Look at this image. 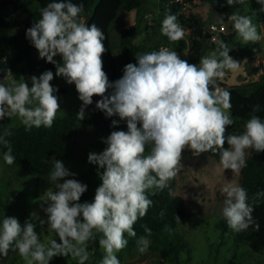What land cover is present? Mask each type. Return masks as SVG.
<instances>
[{
    "label": "clouds",
    "instance_id": "9594fccd",
    "mask_svg": "<svg viewBox=\"0 0 264 264\" xmlns=\"http://www.w3.org/2000/svg\"><path fill=\"white\" fill-rule=\"evenodd\" d=\"M256 2L264 11V0ZM226 3L232 6L243 0ZM82 11V4L54 0L40 10V19L26 30V38L39 58L55 64L56 76L75 85L83 102L76 113L80 121L86 118L85 109L92 105L93 96H100L96 108L106 117L118 116L126 121L127 131H112L102 140L106 145L102 152L88 154V163L98 166L102 181L92 202H79L87 185L74 178L65 179L76 174L63 161H54L49 179L55 182V190H48L42 201L47 220H40V224L55 232L59 242H41L30 219L21 225L16 217H4L0 223L3 258L10 251H18L26 264H49L54 257L69 255L78 264H85L90 258L89 242L102 234L98 240L104 251L101 264H120L117 253L128 244L125 234L136 237L134 224L152 205L148 191L169 186L182 167L184 149H190L194 156L218 152L223 169L237 174L247 166V149L264 151V121L259 116L253 115L245 123L242 134L225 135L234 123L229 111L230 92L221 90L216 82L225 76L226 70L240 66L229 55L226 43L221 42L219 49L201 57L199 65L188 63L168 48L144 53L136 56V64L125 65L121 78L110 82L103 70L105 35L97 25L81 21ZM229 19L244 44L262 39L251 17L233 14ZM161 33L171 41H179L185 35L184 27L171 13L165 14ZM57 56L60 62L54 59ZM7 79L8 76L0 79V120L17 117L26 129L51 128L60 111L55 95L58 88L50 83L53 72L33 75L31 87L24 79L6 83ZM117 123L112 121L114 127ZM10 135L6 131L0 136V144L7 148L3 160L8 165L15 162L10 142L5 139ZM221 191L225 196L221 214L228 226L241 232L254 225L258 231L253 205L264 197V191L255 193L252 203L246 189L238 184L228 182ZM144 231L147 235L137 240L140 253L146 252L151 243L147 238L151 229L145 227ZM165 231L170 233L171 229L165 226Z\"/></svg>",
    "mask_w": 264,
    "mask_h": 264
},
{
    "label": "rangeland",
    "instance_id": "374dc122",
    "mask_svg": "<svg viewBox=\"0 0 264 264\" xmlns=\"http://www.w3.org/2000/svg\"><path fill=\"white\" fill-rule=\"evenodd\" d=\"M94 5L90 10H83L80 19L86 25L91 18ZM187 3L190 14L185 15L182 10L175 14L178 22L184 27L185 35L179 41H171L161 33L162 21L166 13H171L167 7L177 0H142L143 4L139 11L128 12L122 9L117 21L110 28L112 49L114 53V64L121 68V39L123 34L130 30L132 42L135 45H143L145 51L142 55L151 51H158L161 48H168L176 51L181 59L187 60L190 64L199 65L201 57L209 55L219 49L221 42L226 43L230 49L229 55L240 63L234 70H226L222 79H218L227 86L255 83L264 75L262 65L257 63L264 61V26L262 19L264 11L256 0H243V8L238 15L249 16L262 39L257 43L244 44L233 27V22L228 19L223 22L225 31L224 37L213 42L210 39L211 26L223 21V16L219 11L200 3V0H183ZM180 3V2H179ZM173 14V13H171ZM194 40L203 41L204 48L201 55H195L192 51ZM103 65L112 72L113 63L102 57ZM136 56L134 63L136 64ZM50 82L53 87H63L66 93L58 96L60 111L57 113L55 121H61L77 113L82 101L78 98V93L74 84H68L65 78L56 76ZM40 76L39 73L27 72L24 65H20L12 75H7L6 83L12 79L22 82L23 79L31 87V77ZM123 76V72L121 77ZM222 90V89H221ZM87 109V108H86ZM86 118L80 121L75 119L74 141L67 147V152L71 157V162L67 167L70 172L75 173L74 177L65 179H76L85 184L86 179L98 169L97 165L88 163L90 152H102L106 145L102 142L106 139L103 132L94 127L90 121L94 118L96 110H85ZM11 129L24 127L20 119L5 117L3 120ZM244 126H238L226 131L225 135L242 134ZM226 148L228 147L225 142ZM150 151V146L146 149L145 155ZM263 151L246 150V160L252 155H260ZM182 167L174 178L173 196L179 197L184 204L186 217L182 218L177 225L179 238L185 242L191 250L190 256L186 252L182 253L184 264H264V251L255 253L244 244L237 242L236 231L230 227L227 233H223L221 223L225 220L221 214L223 201L225 199L221 189L224 184L231 182L241 186L242 170L237 174L231 169H223L220 159L213 156L210 151L194 156L190 149L182 152ZM61 183L63 181H60ZM55 190V182L43 178L37 173L26 171L15 165H8L3 160V152L0 149V223L4 217H16L21 225L26 219H30L36 225V231L40 240L46 243L50 239L58 236L51 231L47 225H41L40 220H47V215L43 211L42 201L46 199V192ZM86 191L81 200H86ZM46 207V205H44ZM102 234L97 235V239ZM101 253L104 251L101 248ZM92 255V252H89ZM120 264H171L161 262L156 252L147 250L140 253L138 248H124L117 253ZM189 259V260H187ZM0 264H26V261L19 255L18 251H10L6 258L0 257ZM60 264H78V260L70 255L62 258ZM86 264V262H85Z\"/></svg>",
    "mask_w": 264,
    "mask_h": 264
},
{
    "label": "trees",
    "instance_id": "16d2710c",
    "mask_svg": "<svg viewBox=\"0 0 264 264\" xmlns=\"http://www.w3.org/2000/svg\"><path fill=\"white\" fill-rule=\"evenodd\" d=\"M96 0H71L72 3L83 5V10H90ZM54 0H0V79L9 75L7 70L13 73L20 65H24L27 72L39 73L45 71L56 72L55 64L46 62V59L39 58L38 51L26 38V30L30 28L36 20L40 19V10L48 3ZM58 2V0H57ZM200 3L219 11L222 14L223 21H227L233 14H238L243 8L244 3L233 4L226 3V0H200ZM142 0H98L93 8L91 18L87 25H97L105 35L106 51L102 57L113 63V71L110 72L105 65L103 70L106 72L110 82H114L121 78V74L125 65L134 63V58L145 51L143 45H135L131 39L130 30L126 31L121 39L120 49L122 55L121 68L114 64V53L110 36V28L117 21L119 13L122 9L131 12L139 11L142 7ZM185 4L173 3L167 7L173 14H178ZM264 26V17L262 19ZM228 39L224 34H220V39ZM204 48L203 41L194 40L192 51L195 55H201ZM57 62L61 61L59 56L54 58ZM217 85L222 90L230 92L231 109L230 114L234 121L228 127L231 130L238 126H244L245 123L253 116H259L264 121V78L251 84H241L227 86L217 80ZM111 93V89L108 90ZM66 93V89L59 87L55 95L58 97ZM100 96H93V103L87 107V111L96 110L94 118L90 123L101 130L107 138L112 131H127L126 121H122L118 116L106 117V115L96 108V102L100 100ZM76 113L61 121H54L51 128L40 127L26 129L25 126L19 129H11L5 121H0V136L6 131L11 132L10 136H6L12 147V154L15 156L13 165L32 171L39 176L49 179V174L54 167V161L61 160L68 167L71 157L67 152L75 138L74 126ZM118 123L114 127L112 121ZM139 126V125H138ZM226 148V146L224 145ZM0 149L4 153L7 148L0 144ZM210 153L220 159L218 152ZM247 166L242 169L241 186L246 189L249 196V203H252V196L264 191V151L260 155L252 154L246 160ZM102 173L103 169H99ZM102 183L99 179L98 169L94 171L87 179L88 196L86 200H80V203L92 202L95 196L96 188ZM174 178L169 182V186L163 190L151 189L148 191V198L152 200L147 214L137 220L134 224L136 237L125 238L128 240L126 248H137V240L141 236H146L145 227L151 229V235L147 238L151 241L149 250L156 252L161 262L171 264H184L182 253L186 252L188 257L191 250L187 244L183 242L177 233L178 222L186 217V211L183 201L173 196ZM252 213L254 220L259 224V230L254 229V225L245 231L236 232L237 242L244 244L255 253L264 251V197L253 205ZM163 213V215H162ZM179 218V220L177 219ZM165 226L171 229V232L165 231ZM223 233L228 232V224L224 220L221 225ZM100 237V236H98ZM98 239L89 242L88 252H92L86 264H101L103 254L99 246ZM63 256L54 257L49 264H60ZM189 260V259H187ZM230 264H234L230 262Z\"/></svg>",
    "mask_w": 264,
    "mask_h": 264
},
{
    "label": "built area",
    "instance_id": "2783aa9c",
    "mask_svg": "<svg viewBox=\"0 0 264 264\" xmlns=\"http://www.w3.org/2000/svg\"><path fill=\"white\" fill-rule=\"evenodd\" d=\"M179 4H185L183 0H177ZM182 12L188 16V14H190V11L188 10V6H185L182 8ZM213 29L215 31H213ZM225 31V26L224 25H212L211 26V32H210V39L211 41H213L214 43L215 42H218L220 37L218 36V34H221ZM213 37H215L216 39H213ZM262 65V68L264 69V61H260L259 63H257V66H261ZM262 74L264 75V71L262 72Z\"/></svg>",
    "mask_w": 264,
    "mask_h": 264
},
{
    "label": "water",
    "instance_id": "95a60500",
    "mask_svg": "<svg viewBox=\"0 0 264 264\" xmlns=\"http://www.w3.org/2000/svg\"><path fill=\"white\" fill-rule=\"evenodd\" d=\"M218 36L220 37V34H218Z\"/></svg>",
    "mask_w": 264,
    "mask_h": 264
},
{
    "label": "crops",
    "instance_id": "0c3cea01",
    "mask_svg": "<svg viewBox=\"0 0 264 264\" xmlns=\"http://www.w3.org/2000/svg\"><path fill=\"white\" fill-rule=\"evenodd\" d=\"M134 11V10H133ZM12 74V73H11Z\"/></svg>",
    "mask_w": 264,
    "mask_h": 264
}]
</instances>
